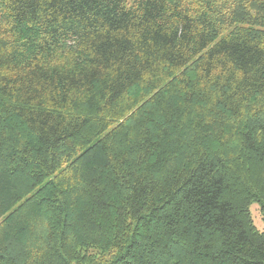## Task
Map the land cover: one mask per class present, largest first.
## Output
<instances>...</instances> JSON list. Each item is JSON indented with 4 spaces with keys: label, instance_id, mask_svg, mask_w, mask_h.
<instances>
[{
    "label": "trees",
    "instance_id": "obj_1",
    "mask_svg": "<svg viewBox=\"0 0 264 264\" xmlns=\"http://www.w3.org/2000/svg\"><path fill=\"white\" fill-rule=\"evenodd\" d=\"M264 0H0V264H264Z\"/></svg>",
    "mask_w": 264,
    "mask_h": 264
},
{
    "label": "rangeland",
    "instance_id": "obj_2",
    "mask_svg": "<svg viewBox=\"0 0 264 264\" xmlns=\"http://www.w3.org/2000/svg\"><path fill=\"white\" fill-rule=\"evenodd\" d=\"M250 213L253 220L254 225L259 230H264V221L261 218L260 212H259V205L257 202H253L250 205Z\"/></svg>",
    "mask_w": 264,
    "mask_h": 264
}]
</instances>
